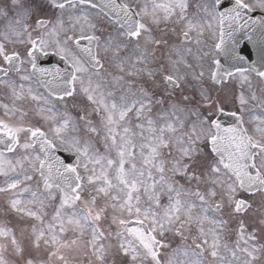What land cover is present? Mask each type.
<instances>
[{"label":"snow or ice","instance_id":"6c2138e0","mask_svg":"<svg viewBox=\"0 0 264 264\" xmlns=\"http://www.w3.org/2000/svg\"><path fill=\"white\" fill-rule=\"evenodd\" d=\"M256 10L264 12V0H11L0 8V85L12 97L0 104V194L8 211L32 222L24 242L0 225V264H10L9 248L11 264H83L80 257L86 264L109 257L111 264L117 257L119 264H257L264 114L247 122L243 115L249 100L264 107V20L257 28ZM161 25L179 27L180 42L157 38ZM48 48L69 65L66 74L37 66V53ZM37 74L47 95L12 78ZM232 80L250 90L234 97L239 112H226L227 99L213 95ZM78 94L92 107L74 117L66 98ZM223 116L235 122L224 126ZM58 149L70 155L61 159ZM225 215L236 221L232 243ZM249 215L259 217L251 231L238 219ZM41 251L47 259L33 254Z\"/></svg>","mask_w":264,"mask_h":264},{"label":"rangeland","instance_id":"374dc122","mask_svg":"<svg viewBox=\"0 0 264 264\" xmlns=\"http://www.w3.org/2000/svg\"><path fill=\"white\" fill-rule=\"evenodd\" d=\"M158 79H159V77H158ZM233 81L235 82V80H233ZM161 91H163V89H161ZM177 91H178V90H177ZM187 91H188V92H191L192 90H191V89H187ZM218 94H219L222 98H226L227 101H228V103H230V100H231V98H232V96H233V93H232V91L229 90V87L221 88V89L219 90V93H218ZM174 99H179V98L175 96ZM85 107H87V108L89 109V111H90L92 105H90V103H89L88 101H86ZM91 119H95V114H93V116L91 117ZM97 147L100 148V151H101V152H104V148H103V146H102L101 144H98ZM104 226H105V228H108V224H107V223H105ZM115 229H116L115 226L112 225V226H111V231L114 232ZM113 243H115L114 240H113ZM41 252H42V251H41ZM45 257H46V256H43L42 259H44ZM79 259H80L81 261H83V264H86L85 261H84V259H83V257H80ZM116 260H117V264H119V258H118V257L116 258ZM111 262H112V260L109 261V264H111Z\"/></svg>","mask_w":264,"mask_h":264},{"label":"flooded vegetation","instance_id":"af4514ba","mask_svg":"<svg viewBox=\"0 0 264 264\" xmlns=\"http://www.w3.org/2000/svg\"><path fill=\"white\" fill-rule=\"evenodd\" d=\"M246 122H247V121H246ZM246 223H248V224L250 225V227H249V231H251V230H252V228H251V220H248ZM235 228H236V227H231V226H229V233H230V236H229V235H226V239L228 240L229 243L234 242V240L236 239L235 232H234V229H235ZM259 239L262 241L261 244H264V234H261ZM187 242L190 244V243H191V239H189ZM171 243H172V247L174 248V247H176L178 244L181 243V240H180L179 242H177V243H175V242H173V241L171 240ZM261 260H264V256H262L261 259L258 260V261H261Z\"/></svg>","mask_w":264,"mask_h":264}]
</instances>
